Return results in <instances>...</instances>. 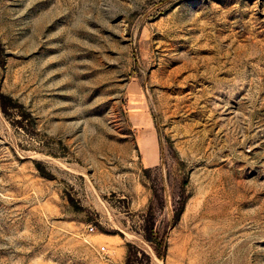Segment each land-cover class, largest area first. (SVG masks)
<instances>
[{
	"label": "rangeland",
	"instance_id": "1",
	"mask_svg": "<svg viewBox=\"0 0 264 264\" xmlns=\"http://www.w3.org/2000/svg\"><path fill=\"white\" fill-rule=\"evenodd\" d=\"M0 47V264H264V0H0Z\"/></svg>",
	"mask_w": 264,
	"mask_h": 264
},
{
	"label": "trees",
	"instance_id": "2",
	"mask_svg": "<svg viewBox=\"0 0 264 264\" xmlns=\"http://www.w3.org/2000/svg\"><path fill=\"white\" fill-rule=\"evenodd\" d=\"M0 52H2V48L1 47H0ZM2 62L3 61L0 59V64H2ZM0 100H1V105H2V107L4 109V111H6V109L8 107L19 108V109H21L20 110V114H21L22 118L26 119V118H30L31 117V115L29 113L23 111V109H22L23 106L21 104H18L16 102H12V100L9 97H7L5 94H0ZM45 175H47V174H45ZM127 264H130L129 259L127 261Z\"/></svg>",
	"mask_w": 264,
	"mask_h": 264
}]
</instances>
